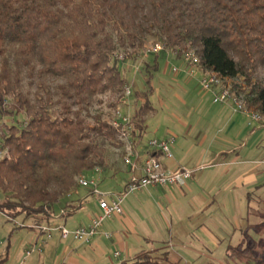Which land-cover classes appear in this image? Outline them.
Segmentation results:
<instances>
[{
	"label": "trees",
	"instance_id": "1",
	"mask_svg": "<svg viewBox=\"0 0 264 264\" xmlns=\"http://www.w3.org/2000/svg\"><path fill=\"white\" fill-rule=\"evenodd\" d=\"M149 37L182 60L195 51L198 70L240 80L234 88L264 123V0H0V118H26L7 133L1 128L10 156L0 161V212L9 221L31 220L19 228L37 229L57 207L76 209L77 177L106 168L107 146L123 147L117 130L90 110L130 83L116 55L138 59ZM166 51L143 61L146 85L132 94L142 101L132 117L136 150ZM250 229L228 247L231 262L264 264V241L260 247ZM169 261L168 251H142L123 264Z\"/></svg>",
	"mask_w": 264,
	"mask_h": 264
},
{
	"label": "crops",
	"instance_id": "2",
	"mask_svg": "<svg viewBox=\"0 0 264 264\" xmlns=\"http://www.w3.org/2000/svg\"><path fill=\"white\" fill-rule=\"evenodd\" d=\"M166 56L169 63L172 59V61L176 60L181 63L180 71L174 72L175 82L188 84L197 73L200 74L201 79L203 78L204 72L201 70L191 76L182 58L167 54ZM130 70L134 72V66H131ZM179 87L183 96L188 98L189 89L184 86ZM205 93L209 95L201 94V100L193 107L187 105L188 99L181 100L185 105L186 113L177 114L174 127L168 128L162 138H152L175 139L172 146V158L158 155L165 170L175 172L180 168L198 169L204 167V169L196 171L193 178L183 187L151 186L140 190L139 192H144V194L136 196L128 203L125 200L123 214L114 216L115 219L112 218L110 222L105 220L99 234L91 244H80L85 246L81 250L80 247L74 246V242L62 240L59 232H54L53 238L50 241H43V244H51V251L58 257L62 252L61 264H123L131 262L142 251L158 254L168 251L172 255V244L163 236L161 229L150 228L147 221L154 220L158 216L163 217L164 220L174 219L175 214H178L175 217L179 218L180 213L185 215L184 219L198 222L195 227L200 233L203 247L209 246L216 250L224 246L227 251L229 246H238L242 243L243 233L248 228H251L249 233L259 244L264 241L255 228L263 223L261 217L258 216L261 218L260 222L246 225L243 232L240 231L241 222L239 223V220H250L248 210L254 204L252 192L260 189L261 177L264 174L259 161L253 159V146L252 148L247 147L248 145L242 140L245 138L251 141L250 146L255 143V139L264 137V133H262L264 123L253 122L246 113H235L229 103L216 104L213 101L206 105L208 97L213 98V95L207 91ZM153 112H155L154 109ZM195 113L198 117L193 118ZM194 119L196 121L193 123L191 120ZM147 120L146 118V129L148 130ZM191 124H194L195 127ZM149 141H143L137 148L140 166L137 172L138 176L142 175L141 166L145 158L153 154L147 146ZM109 173L115 175L114 178L117 185L119 184V188L114 192L107 191L105 193H121L132 177L130 169L121 163H114L103 170V176ZM117 175H120V180L117 179ZM222 185L225 187V192L217 191L216 193L215 190L221 189ZM199 188L200 191H198ZM245 191L247 192L245 193ZM89 193L91 194L90 190ZM76 195H79V192ZM76 201L78 200L74 197L73 200H70L76 209L66 210L63 207H57L54 217L45 222L44 226H66L68 228V221L81 204V200ZM213 203L231 204L236 210L233 217L234 222L230 227L225 228V226H218L211 222L210 207L208 208L207 205ZM246 210L247 212H245ZM63 212H67V214L63 215ZM100 213L99 208L95 213L88 215L86 223H75L69 229L89 225L91 219ZM69 216H71L70 219H68ZM181 230L184 231V229ZM106 233H112L113 238L107 239ZM177 233L181 235L186 233L192 236L193 231L181 232L178 229H173L171 224L169 239L176 238ZM181 241L182 239H180ZM186 241L183 240V244L189 245ZM117 252L121 254L119 258L115 257ZM163 264L180 263L177 260L175 263L169 261Z\"/></svg>",
	"mask_w": 264,
	"mask_h": 264
},
{
	"label": "rangeland",
	"instance_id": "3",
	"mask_svg": "<svg viewBox=\"0 0 264 264\" xmlns=\"http://www.w3.org/2000/svg\"><path fill=\"white\" fill-rule=\"evenodd\" d=\"M156 43H160L156 37H149L144 43L143 53L138 56V59H133L126 56L124 52L119 53L124 57V62L120 63L121 71L127 81L129 80L130 82L129 84H125V87L128 86L131 89L132 94L135 91H141L145 88L147 75L142 68V66L144 65L143 61L148 60L152 62L154 61L153 56L161 55L164 51H166V47H164V50H162L158 54H154L153 52L147 53V51L151 49L152 45ZM128 51L129 53H132L133 50L129 49ZM193 52L195 53V51ZM165 53L167 55H172V57L176 56L175 54L171 53L170 50H167ZM172 60L169 63L167 62V56H160L159 68L153 74L154 76L151 82L153 93L149 94V100L155 112L152 111L153 113L151 112L147 116V125L149 126V129L145 134L144 141L151 140L152 138H162L168 131V128L174 127V121L177 114L182 115L183 113H186V109H184L185 105L182 104L181 100L188 99L187 105L193 107L197 105L198 101L201 100V94L203 95L204 93V95L206 96L209 95L205 93V90L201 86V77L198 73L193 79H190V83L188 84H186L185 82H175V73L173 72V68H181V63L179 61ZM120 61L123 60L121 59ZM131 66H134V72L130 70ZM235 82L238 83L241 81L236 80ZM179 86H184L189 89L190 94L188 98L183 96V93ZM132 94L130 97H125L122 91V93L118 94L117 96H112L111 94L99 96L98 99H100L102 103H96L91 108V115H101L104 121L109 122L110 118L113 116L114 111L120 109L124 114L134 117L135 110L136 108L141 106L142 101L137 102L136 97H132ZM120 99H122L123 102H121ZM208 99L209 100H207L206 105H208L209 103H213V98H210L209 96ZM181 109L185 112H183ZM196 113L193 118L198 117ZM25 121L26 118L23 113L15 116L14 118H0V131L2 128L4 132L7 133L6 127H12L14 125L20 124L23 125ZM89 121L91 122V120ZM191 121L194 123L196 120L194 119ZM191 126L195 127L194 124H191ZM262 133H264V131H262ZM243 141L246 145H248L247 147L252 148L253 146V159H257L259 161L261 170H264V137L261 136L260 138L255 139V143L251 144L250 146L249 144L252 143L251 141H248L245 138L242 140V142ZM123 156L124 154L121 148L118 149L107 146L105 153L106 167H108L109 165H113L114 163L124 164ZM92 176H94L93 173H90L88 175L89 178H91ZM114 176L115 175L111 173L106 174L105 176L102 175L103 181L99 185L100 191L114 192L119 188V184L117 185ZM117 179L120 180V175H117ZM260 182V189L254 190L252 192L254 196V204L252 205V207H249L248 210L250 212V214H248L250 220H239V223L241 222V232H243L242 230H244V227L246 225L249 226L255 224L256 222H260L259 219L261 218V221L264 222V174H262ZM224 188V185H222V188L216 189L215 192L217 193V191H219L223 193L225 192ZM89 190L90 189L80 188L78 190L79 195H76V193L75 196H73L74 198H76V200H81V204L77 211L72 215L73 219H70L71 216L68 217V219H70L67 224L68 228L78 222L86 223L88 220V215L99 210L98 198L94 195H91L89 193ZM198 191H200V188L198 189ZM246 192L247 191H245V193ZM142 194H144V192H135L127 196L125 200L128 203L136 196ZM73 197L71 198V200H73ZM3 200L4 199L0 197V203H3ZM207 207H210L209 213L212 217V223L222 227L225 226V228L228 226L230 227L233 224V217L236 210L232 207L231 204L219 205L218 203H213L207 205ZM245 212H247V210ZM176 215L178 214H175L173 216L174 219L164 220L163 217L158 216L154 220L147 221L150 228H160L163 236L172 244V255H170L171 262L175 263L178 260L180 264H235L228 259V254L227 251H225L224 246H221L216 250L211 249L209 246H202L200 233L197 231V227H195L197 222L196 220L184 219L185 215H183V213L179 214V218L175 217ZM258 216L261 218H259ZM112 218L115 219L114 216ZM112 218H109L106 221L110 222L112 221ZM16 221L17 223H19V225L16 224ZM16 221H9L7 217L0 212V261L3 258H7V260L2 264H61V257L63 255L62 252H60L59 257L55 253L53 254V252L51 251L52 245L43 244V240L45 238L40 234V231L38 229L19 228L23 225V222H27L24 224H28L31 223V220L24 221L22 218H19L16 219ZM171 224L173 229H178L181 232H184L185 230H192V236L186 233L184 235L177 233L176 238L173 237V239H169ZM181 229H184V231H182ZM258 231L261 239L264 240V226H260ZM241 232L240 235H242ZM180 239H182L181 242ZM183 240H187L186 242H188L189 245L183 244ZM69 241L74 242V246L80 247V250L85 247L81 246V243L72 239H69ZM63 244L66 245L67 243ZM261 244H263V241L259 244L260 247ZM40 245L43 246L42 253L34 251L32 252L31 256H26L27 250H33V248Z\"/></svg>",
	"mask_w": 264,
	"mask_h": 264
},
{
	"label": "built area",
	"instance_id": "4",
	"mask_svg": "<svg viewBox=\"0 0 264 264\" xmlns=\"http://www.w3.org/2000/svg\"><path fill=\"white\" fill-rule=\"evenodd\" d=\"M164 45L156 43L152 45L148 52L154 54L160 53L164 50ZM116 58L124 61V57L120 54L116 55ZM183 61L189 70V74L192 76L198 71L199 58L193 51H186L183 54ZM180 68H173V72L178 73ZM236 80L222 77L220 74L207 71L204 72V76L200 83L203 89L210 92L213 95V101L216 104L229 103L232 110L235 113H246L250 116L251 120L256 123H262L263 117L253 108H249L245 102V95L238 92L235 89ZM123 94L125 97H130L132 94L131 89L126 86L124 87ZM109 124L117 130L119 140L122 142L123 147V161L125 166L132 172V177L125 189L118 194L101 192L98 188L102 181L103 170L101 167H96L93 171L94 176L89 178L85 175L77 177V183L81 188L90 189L91 195L98 198L100 214L95 215L89 225L79 226L75 229H69L66 226H40L37 229L42 232L44 236V242L50 241L53 238L54 232H59L62 240L73 239L81 244L89 245L99 234L105 220L112 218L115 215L123 214V204L127 196L145 190L151 186H159L163 188L171 187H183L189 180L193 178L196 171L203 170L204 167L198 169L180 168L175 172H169L165 170L160 161L158 155H162L165 158H172V146L175 142L174 138L168 140L152 139L148 142L147 146L152 153L157 154L156 156L151 154L145 158L142 163L141 171L142 175L138 176L137 172L140 169L138 164V152L134 149L132 141V133L134 131L133 119L131 116L124 114L120 109L114 111L113 116L110 118ZM9 149L3 145L2 133L0 131V161L9 158ZM63 215L67 212H63ZM17 225L19 223L16 222ZM107 239H112V233H106ZM35 247V246H34ZM37 251L38 253L43 252V247L36 246L33 250H27L26 256H31L32 252ZM121 254L115 253V257L119 258Z\"/></svg>",
	"mask_w": 264,
	"mask_h": 264
}]
</instances>
